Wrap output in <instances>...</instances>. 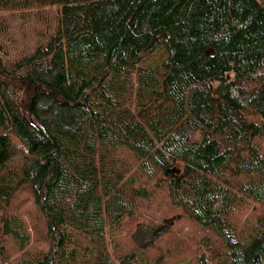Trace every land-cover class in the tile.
<instances>
[{
  "label": "trees",
  "instance_id": "16d2710c",
  "mask_svg": "<svg viewBox=\"0 0 264 264\" xmlns=\"http://www.w3.org/2000/svg\"><path fill=\"white\" fill-rule=\"evenodd\" d=\"M45 8L0 40V264H264V0H0Z\"/></svg>",
  "mask_w": 264,
  "mask_h": 264
},
{
  "label": "rangeland",
  "instance_id": "374dc122",
  "mask_svg": "<svg viewBox=\"0 0 264 264\" xmlns=\"http://www.w3.org/2000/svg\"><path fill=\"white\" fill-rule=\"evenodd\" d=\"M55 11V8H45L42 10L33 9L25 13L16 14L8 12L0 16V40L3 41V45L6 48V56L9 59H13L30 49L34 43L41 41L42 37L44 39L57 19ZM176 175L178 174L171 173L170 178H174ZM24 197L25 196H23V198ZM24 205L27 213H29V215L26 216L27 221L32 227L33 219L37 216V212L31 200H26ZM250 212L251 211H249L245 217H247ZM169 217L170 218H167V220L164 219V222H161L163 226L159 231L162 234L172 229L174 223L172 216ZM245 217H243L240 224L245 225L247 220ZM140 230L142 233H140L141 238L139 239H142V237L146 238L148 235H150L148 238L151 237V233L145 232L141 226ZM183 234H187V231H184ZM193 252V249H188L185 251L184 258L186 260L192 259L194 257Z\"/></svg>",
  "mask_w": 264,
  "mask_h": 264
}]
</instances>
